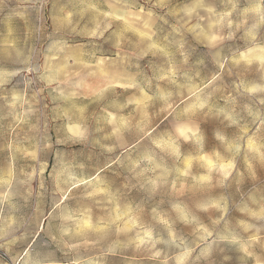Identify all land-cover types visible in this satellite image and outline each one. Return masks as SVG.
Listing matches in <instances>:
<instances>
[{
  "label": "rangeland",
  "instance_id": "rangeland-1",
  "mask_svg": "<svg viewBox=\"0 0 264 264\" xmlns=\"http://www.w3.org/2000/svg\"><path fill=\"white\" fill-rule=\"evenodd\" d=\"M0 264H264V0H0Z\"/></svg>",
  "mask_w": 264,
  "mask_h": 264
},
{
  "label": "built area",
  "instance_id": "built-area-1",
  "mask_svg": "<svg viewBox=\"0 0 264 264\" xmlns=\"http://www.w3.org/2000/svg\"><path fill=\"white\" fill-rule=\"evenodd\" d=\"M0 259L7 262V263L10 261V258L7 255V253H5L3 250H1V248H0Z\"/></svg>",
  "mask_w": 264,
  "mask_h": 264
}]
</instances>
